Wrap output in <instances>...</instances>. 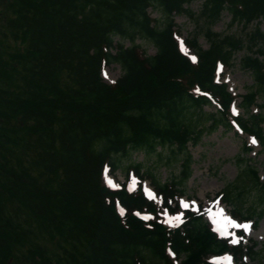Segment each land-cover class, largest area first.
Masks as SVG:
<instances>
[{"label":"trees","instance_id":"trees-1","mask_svg":"<svg viewBox=\"0 0 264 264\" xmlns=\"http://www.w3.org/2000/svg\"><path fill=\"white\" fill-rule=\"evenodd\" d=\"M191 1L0 0V264H177L168 248L178 264H214L208 255L228 249L246 254L242 243L220 239L200 216L169 229L157 203L162 197L170 207L190 177L188 143L220 125L231 128L233 95L214 76L218 61L231 65L241 49V66L255 82L243 97L249 118L239 120L264 144V113L249 112L257 96L264 98V0H204L209 47L197 36L188 39L199 54L195 62L174 30L175 13L198 16ZM150 6L160 10L162 23ZM225 10L231 25H257L245 35L217 32L212 25ZM117 36L131 44H115ZM138 37L156 53L141 50ZM112 62L123 72L108 83L101 69ZM198 90L210 92L221 108L205 110L210 100ZM133 150L159 161L165 152L182 162L181 172L162 183L147 170L154 197L142 188L129 193L126 185L106 186L105 164L118 169L120 156ZM134 165L140 173L143 163ZM245 177L254 183L251 209L239 187ZM225 199L239 216L264 217V181L254 166L241 169ZM137 210L152 218H139ZM256 246L247 248L253 258Z\"/></svg>","mask_w":264,"mask_h":264},{"label":"rangeland","instance_id":"rangeland-1","mask_svg":"<svg viewBox=\"0 0 264 264\" xmlns=\"http://www.w3.org/2000/svg\"><path fill=\"white\" fill-rule=\"evenodd\" d=\"M203 0H193L190 3L191 9L198 15L197 17L191 16L188 12H182L175 15V21L177 27L183 38H192L197 36L198 41L202 48L209 47V42L205 36L204 30L206 29L205 20H202L200 12L202 11ZM151 16L156 18L157 23H162V13L160 10L152 6L149 8ZM231 15L228 11H224L221 20L214 23L212 28L217 32L229 33L234 32L240 35H245L250 31L253 25H250L248 29L243 28L240 24L231 25ZM261 29L264 31V21L260 23ZM118 41L120 37H116ZM126 46L130 45L128 39L121 40ZM136 42L141 45V49L146 50L148 54H155L156 47L148 40L142 37H138ZM189 54L192 57L196 55V49L187 47ZM246 50L241 49L237 52L236 61L227 72L222 76L225 81L228 82L229 88L236 94L238 98L233 106L234 111L244 113V109L239 105L242 101V94L247 93L254 83V77L251 71L244 69L241 66L240 59L244 56ZM263 57V56H261ZM122 73V68L117 63L108 64L104 70L103 75L109 82L115 81ZM258 104L264 106L263 97L258 98ZM261 106V105H260ZM207 111H216L215 105H206ZM263 110L262 107H256V110ZM245 116L246 113H245ZM264 128V124H263ZM254 141V142H253ZM250 146L251 150L246 151L245 147ZM189 149L193 155L192 163V175L184 182L182 190L183 195L179 198V202L183 208H189L193 211L203 210L204 217L209 221H212L215 229L217 230L218 224L230 225L234 222L231 211L233 206L230 203L215 205L217 194L223 191H227L228 184L234 181L241 169L246 164L254 166L264 180V146L260 143H256L254 138L241 132L238 128L225 130L223 127L204 133L201 140L197 144L190 143ZM163 159L159 161L156 155L147 156L142 150L131 151L127 156H120V168L114 173L106 167L107 177L121 183L126 179L125 168H130L133 164L143 162L144 169H148L156 175V177L162 182L169 181L175 178L180 173V161H171V158L167 153L163 152ZM133 167V166H132ZM142 173V172H141ZM146 173V172H145ZM136 179V178H135ZM143 185L146 189L151 190L152 184L150 179H145ZM244 185V186H243ZM134 187L137 186L135 183ZM254 183L249 178L245 177L242 180V184H239L243 190L244 208L251 209L252 202L251 196L253 195ZM178 188L179 185H178ZM173 203V202H172ZM187 205V206H185ZM176 203L172 204L175 207ZM183 210L175 213L166 214V222L170 226L178 225L183 218ZM257 222L251 221L246 225H250V228L246 232L245 244H251V241H258L259 245L256 250H259L255 257L245 259L247 264H264V217L260 218L259 214H255ZM234 241V240H233ZM227 253L224 255L226 256ZM222 255L221 259L224 257ZM232 264H242L239 260L233 261Z\"/></svg>","mask_w":264,"mask_h":264},{"label":"snow or ice","instance_id":"snow-or-ice-1","mask_svg":"<svg viewBox=\"0 0 264 264\" xmlns=\"http://www.w3.org/2000/svg\"><path fill=\"white\" fill-rule=\"evenodd\" d=\"M254 142V141H253ZM185 206H187V205H185ZM237 227H242V228H245L246 230L248 229V228H250V225H236ZM234 243L235 242H238V241H233Z\"/></svg>","mask_w":264,"mask_h":264}]
</instances>
